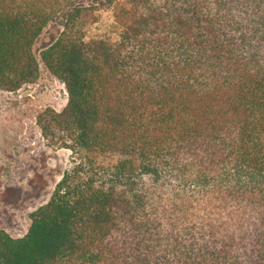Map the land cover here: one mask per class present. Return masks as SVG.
Masks as SVG:
<instances>
[{"label": "trees", "instance_id": "trees-1", "mask_svg": "<svg viewBox=\"0 0 264 264\" xmlns=\"http://www.w3.org/2000/svg\"><path fill=\"white\" fill-rule=\"evenodd\" d=\"M0 0V90L34 82V45L68 100L37 124L72 166L0 229V264H264V0Z\"/></svg>", "mask_w": 264, "mask_h": 264}, {"label": "rangeland", "instance_id": "rangeland-1", "mask_svg": "<svg viewBox=\"0 0 264 264\" xmlns=\"http://www.w3.org/2000/svg\"><path fill=\"white\" fill-rule=\"evenodd\" d=\"M111 0H79L102 5L94 30L105 33L114 19ZM66 8L53 16L34 45L40 61L36 81L15 91L0 90V229L14 237L28 231L30 212L46 203L55 184L72 166L70 149L48 144L37 124V115L46 107L61 111L67 104L64 83L41 61L43 50L56 40L70 12Z\"/></svg>", "mask_w": 264, "mask_h": 264}]
</instances>
